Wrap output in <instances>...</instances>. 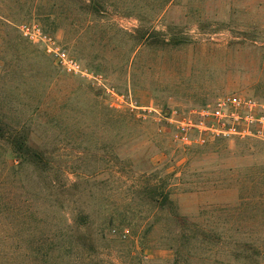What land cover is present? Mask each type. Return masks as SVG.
I'll return each mask as SVG.
<instances>
[{"label": "rangeland", "instance_id": "obj_1", "mask_svg": "<svg viewBox=\"0 0 264 264\" xmlns=\"http://www.w3.org/2000/svg\"><path fill=\"white\" fill-rule=\"evenodd\" d=\"M229 96L264 118V0H0V264H264V124L168 120Z\"/></svg>", "mask_w": 264, "mask_h": 264}, {"label": "built area", "instance_id": "obj_2", "mask_svg": "<svg viewBox=\"0 0 264 264\" xmlns=\"http://www.w3.org/2000/svg\"><path fill=\"white\" fill-rule=\"evenodd\" d=\"M64 68L69 72H80V66L66 53H57ZM257 103L252 99L241 96H229L220 99L213 106L203 108L200 113L202 121L194 125L190 121H178L175 119L177 113L173 112L168 119L175 126L173 139L182 144H190L192 140V129L203 134L211 132L221 137H245L253 135L251 126L256 123L264 124V118L256 117ZM214 121L215 124H211ZM256 136V134H255Z\"/></svg>", "mask_w": 264, "mask_h": 264}, {"label": "trees", "instance_id": "obj_3", "mask_svg": "<svg viewBox=\"0 0 264 264\" xmlns=\"http://www.w3.org/2000/svg\"><path fill=\"white\" fill-rule=\"evenodd\" d=\"M181 41H179V39H176L174 38L173 41H172V44H176V43H179ZM13 147H14V153L16 154H23L24 151L26 152L27 149L25 148V143L24 142H21L20 144L18 143H13ZM153 193L156 195V190H153L151 191L149 194H151L152 198H153ZM172 205H173V202L171 201L170 199V195L167 194L166 195V207H170L169 209L172 208ZM77 228L79 230H83V228H86L88 225H89V222L87 221V217L86 216H79V218L77 219L76 221V224ZM79 245L81 246V248L85 251H88L89 252H93L95 250L94 246L92 245V242L91 241H87L86 238H80L79 239Z\"/></svg>", "mask_w": 264, "mask_h": 264}]
</instances>
